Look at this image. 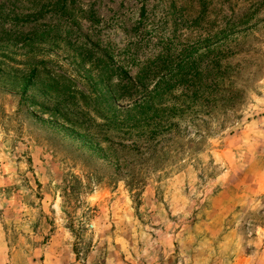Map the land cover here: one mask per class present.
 Wrapping results in <instances>:
<instances>
[{
	"label": "rangeland",
	"instance_id": "obj_1",
	"mask_svg": "<svg viewBox=\"0 0 264 264\" xmlns=\"http://www.w3.org/2000/svg\"><path fill=\"white\" fill-rule=\"evenodd\" d=\"M0 4L2 31L38 32L0 43V264H264V0H75L30 22L38 0ZM227 28L236 100L124 168L105 54L135 77L167 49L217 55Z\"/></svg>",
	"mask_w": 264,
	"mask_h": 264
},
{
	"label": "trees",
	"instance_id": "obj_2",
	"mask_svg": "<svg viewBox=\"0 0 264 264\" xmlns=\"http://www.w3.org/2000/svg\"><path fill=\"white\" fill-rule=\"evenodd\" d=\"M42 1L38 0L40 10L29 14L25 18L27 21H37L46 10L60 12L65 19L76 17V10H69V5L75 0H55L54 3L41 4ZM4 12L5 5L0 4V17L3 15L2 18L7 20L9 16H5ZM90 15L89 20L93 24L97 23L96 15ZM145 17L146 9L143 7L136 29L143 27ZM249 18L246 15L242 24H246ZM227 30L217 35V55H210L211 47L207 49L206 55L199 53L203 46L197 45L186 47L178 54H172L167 49L140 68L135 77L130 76L128 65L116 62L109 52L105 54L103 74L110 85L105 96L107 120L110 125H118L122 129L124 140L120 147L125 157L124 168L133 166L135 169L142 162L167 157L163 155L174 151L175 140L172 134L174 136L175 132H180L179 120L194 113L196 108L214 111L220 104L230 105L236 100L237 93L231 88L233 82H230V73L239 64L235 67L222 64L231 53L227 50ZM37 33L33 31L23 34L0 29V43L24 44L33 41ZM87 54L91 57L93 52ZM32 78L25 81L26 89L32 85ZM131 181L136 185L138 180L132 175Z\"/></svg>",
	"mask_w": 264,
	"mask_h": 264
}]
</instances>
